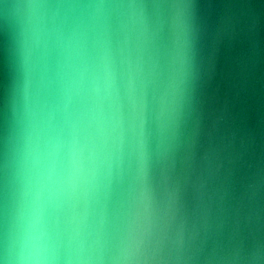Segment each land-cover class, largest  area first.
<instances>
[{"label": "clouds", "instance_id": "1", "mask_svg": "<svg viewBox=\"0 0 264 264\" xmlns=\"http://www.w3.org/2000/svg\"><path fill=\"white\" fill-rule=\"evenodd\" d=\"M11 84L0 264H190L156 166L180 135L192 0H0Z\"/></svg>", "mask_w": 264, "mask_h": 264}, {"label": "water", "instance_id": "2", "mask_svg": "<svg viewBox=\"0 0 264 264\" xmlns=\"http://www.w3.org/2000/svg\"><path fill=\"white\" fill-rule=\"evenodd\" d=\"M196 31L166 176L195 226L190 264H264V0H192ZM0 30V153L10 110Z\"/></svg>", "mask_w": 264, "mask_h": 264}]
</instances>
